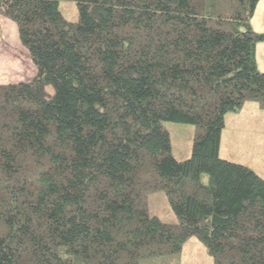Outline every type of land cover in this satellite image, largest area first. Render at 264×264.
Returning <instances> with one entry per match:
<instances>
[{"label":"trees","instance_id":"16d2710c","mask_svg":"<svg viewBox=\"0 0 264 264\" xmlns=\"http://www.w3.org/2000/svg\"><path fill=\"white\" fill-rule=\"evenodd\" d=\"M60 1L0 0L36 67L0 83V264H156L193 236L264 264V178L220 155L226 114L264 109L259 0H73L75 23ZM163 122L197 127L189 158Z\"/></svg>","mask_w":264,"mask_h":264},{"label":"rangeland","instance_id":"374dc122","mask_svg":"<svg viewBox=\"0 0 264 264\" xmlns=\"http://www.w3.org/2000/svg\"><path fill=\"white\" fill-rule=\"evenodd\" d=\"M59 9L66 21L75 23L79 20V9L75 1L61 0ZM0 24V82L13 83L27 77L32 80L36 67L19 39L16 24L7 18H2ZM244 112L246 117L242 122H245L249 129L238 130L239 126L234 123L232 125L235 128L231 135L225 130L221 157L245 163L244 165L247 164L264 178V109L258 112L254 110L253 113L245 109ZM163 127L170 133L172 152L176 159L183 161L189 158L194 138L198 133L197 127L175 122H163ZM202 181L207 184L209 176L203 174ZM146 200L150 215L158 216L168 224L178 223L179 219L172 210L164 190L149 193ZM156 264H213V258L206 245L193 236L184 243L178 255L168 256Z\"/></svg>","mask_w":264,"mask_h":264},{"label":"crops","instance_id":"0c3cea01","mask_svg":"<svg viewBox=\"0 0 264 264\" xmlns=\"http://www.w3.org/2000/svg\"><path fill=\"white\" fill-rule=\"evenodd\" d=\"M252 26L256 32H264V0H259L257 3V7L255 9V12H254V15L252 18ZM256 59H257L258 69L260 71H264V42L259 43V45L257 46ZM35 75H36V72H35ZM27 78H24V79H27ZM24 79L19 80V81L16 80L13 83L27 82V81L31 80V79H27V80H24ZM0 83H5V82H0ZM8 83H10V82H8ZM5 84H7V83H5ZM245 109H247L248 111L253 113L254 110H257V112H258V111H261L263 108L260 107L259 103L249 100V101H246L244 103L243 107L241 108V110L239 112H230V113L226 114V116H225V127L222 131V136H221L220 155H221V151H222V144H223L222 141L224 138V132L228 131V134L231 135L233 133L232 130H234V128H235V126L232 124L237 123V125L239 126V127H237L238 130L240 129V130L246 131L249 129V126L245 122H242L245 120V117H246L244 114ZM228 125H229V128H228ZM227 159L231 160L229 158H227ZM231 161H234V160H231ZM235 162H238V161H235Z\"/></svg>","mask_w":264,"mask_h":264}]
</instances>
